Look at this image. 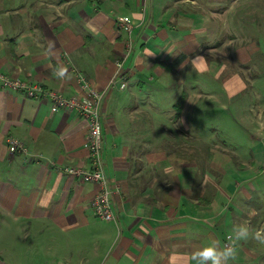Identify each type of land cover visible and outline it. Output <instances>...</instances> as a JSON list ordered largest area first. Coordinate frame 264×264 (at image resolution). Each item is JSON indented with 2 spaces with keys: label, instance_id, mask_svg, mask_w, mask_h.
<instances>
[{
  "label": "crops",
  "instance_id": "1",
  "mask_svg": "<svg viewBox=\"0 0 264 264\" xmlns=\"http://www.w3.org/2000/svg\"><path fill=\"white\" fill-rule=\"evenodd\" d=\"M257 1L0 0V72L67 97L86 94L81 78L105 91L116 216L97 217V184L62 171L90 166L87 121L0 84V264H198L191 253L229 243L236 224L264 226V105L245 120L261 138L248 150L223 143L206 160L183 151L185 108L198 104L187 84L203 72L225 79L231 94L258 84L242 70L246 53L264 48V28L249 45L242 23L261 15L248 9ZM120 17L135 22L128 55ZM56 66L66 78L53 75ZM171 98L166 115L161 103ZM10 136L26 151L11 152ZM235 261L264 262V246L241 241Z\"/></svg>",
  "mask_w": 264,
  "mask_h": 264
},
{
  "label": "rangeland",
  "instance_id": "2",
  "mask_svg": "<svg viewBox=\"0 0 264 264\" xmlns=\"http://www.w3.org/2000/svg\"><path fill=\"white\" fill-rule=\"evenodd\" d=\"M248 9L250 13L257 12L262 15L252 16L253 18L249 17L242 21L251 29L246 37V43L250 45L251 41H258L262 36L260 30L264 28V0L257 1L251 6L248 5ZM245 64L242 68L244 73L248 71L245 77H252L256 74L253 78L257 77L255 79L258 84L251 88L249 86L238 94L228 92V86L224 84L225 79L214 78L208 72L198 75L197 80L200 83H197V86L191 82L185 86L184 89H190V99L192 97L198 103L194 108H185V119L183 120V126H187L183 134L185 155L190 156L194 148L199 154L198 158L206 160L210 147L223 143L227 147H237L242 144V149L246 151L251 143H258L261 140L256 133L249 131L247 133L244 123L256 114L259 105H264V48L246 53ZM185 71H191V69L185 68ZM238 98L241 99V103L234 102V99ZM173 103L172 98L162 101L161 107L166 115L174 113ZM238 103L241 104L240 107H236ZM179 151L181 152L182 149ZM203 167L202 165L201 169ZM230 264H264V262L232 261Z\"/></svg>",
  "mask_w": 264,
  "mask_h": 264
},
{
  "label": "built area",
  "instance_id": "3",
  "mask_svg": "<svg viewBox=\"0 0 264 264\" xmlns=\"http://www.w3.org/2000/svg\"><path fill=\"white\" fill-rule=\"evenodd\" d=\"M119 24L128 36L127 55L131 52L133 42L131 33L135 27V22L125 17H120ZM83 86L87 89L84 96L67 97L61 92L46 88L41 83L21 80L15 76H10L0 72V84L3 88L24 92L29 97H48L55 107L68 109L77 112L88 123V148L90 166H66L62 171L70 176H74L83 182L95 183L98 191L91 200V208L94 214L107 221L116 219L113 207V190L104 169V147L105 138L102 125V105L105 91L97 90L81 78ZM126 86L123 82L121 88ZM7 143L11 152L26 151L23 143L14 137H8Z\"/></svg>",
  "mask_w": 264,
  "mask_h": 264
},
{
  "label": "clouds",
  "instance_id": "4",
  "mask_svg": "<svg viewBox=\"0 0 264 264\" xmlns=\"http://www.w3.org/2000/svg\"><path fill=\"white\" fill-rule=\"evenodd\" d=\"M55 48V43L49 41V52ZM59 69L57 72L53 71V75L58 79H64L67 75V68L63 66H56ZM252 212L250 215H254ZM229 243L223 246L210 242L191 253L193 259H198V264H230L235 261L238 255V244L243 241H254L257 245L264 246V226L253 229L249 223L236 224L231 233L227 236ZM192 264V261H189Z\"/></svg>",
  "mask_w": 264,
  "mask_h": 264
}]
</instances>
